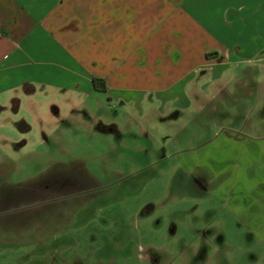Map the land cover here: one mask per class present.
I'll use <instances>...</instances> for the list:
<instances>
[{
    "label": "crops",
    "instance_id": "0c3cea01",
    "mask_svg": "<svg viewBox=\"0 0 264 264\" xmlns=\"http://www.w3.org/2000/svg\"><path fill=\"white\" fill-rule=\"evenodd\" d=\"M263 56L264 0H0V99L8 97L0 102V140L6 150L34 128L42 135L69 128L81 119L74 112L90 108L77 98L95 93L133 118L158 112L178 132L199 118L197 130L204 132L213 100L236 96V111L227 105L229 113L220 115L233 131L241 110H264V75L256 69ZM43 96L52 98L49 106ZM263 129L247 114L237 134L203 141L195 164L184 158L193 151L186 146L203 133L178 140L174 176L202 180L208 224L237 225L264 248ZM0 178V210L42 201L53 187L18 194L4 185L5 171ZM64 185L84 184L66 179ZM30 216L1 217L2 241L5 230L32 225ZM55 240L62 242L52 246L62 264H102L95 239L91 250L78 239L79 253H68L67 238Z\"/></svg>",
    "mask_w": 264,
    "mask_h": 264
},
{
    "label": "rangeland",
    "instance_id": "374dc122",
    "mask_svg": "<svg viewBox=\"0 0 264 264\" xmlns=\"http://www.w3.org/2000/svg\"><path fill=\"white\" fill-rule=\"evenodd\" d=\"M256 66L264 75V61ZM41 99L49 106L52 98ZM77 99L90 108L74 112L81 119L69 128L47 130L45 135L34 128L28 137L18 134L6 150L0 140V171H5L9 190L32 195L42 186H53L42 201L0 210V219L22 213L32 221L28 227L5 230V242L0 232V264H62L64 258L52 247L62 242L55 239L67 238L68 253H76L81 237L86 239L84 250L93 249L92 238L101 246L102 264H264L262 245L247 239L237 225L208 224L202 180L174 176L182 156L175 154L178 140L203 133L186 146L193 151L184 158L195 164L194 157L204 153L203 141L224 131L237 134L247 114L264 122L261 106L251 113L241 110L230 131L220 115L222 110L229 113L228 108L236 111L239 98H218L204 132L197 130L201 118L178 132L168 120L162 122L158 112L133 118L113 104L108 108L103 94ZM2 123L5 112H0V135L5 132ZM260 135L264 137V129ZM24 140L28 144L23 145ZM167 150L172 152L164 156ZM66 179L84 185L69 190Z\"/></svg>",
    "mask_w": 264,
    "mask_h": 264
},
{
    "label": "trees",
    "instance_id": "16d2710c",
    "mask_svg": "<svg viewBox=\"0 0 264 264\" xmlns=\"http://www.w3.org/2000/svg\"><path fill=\"white\" fill-rule=\"evenodd\" d=\"M99 83H102V82H100V81H98V80H95V86H96L97 88H98Z\"/></svg>",
    "mask_w": 264,
    "mask_h": 264
}]
</instances>
